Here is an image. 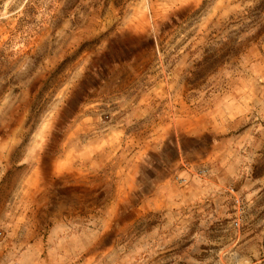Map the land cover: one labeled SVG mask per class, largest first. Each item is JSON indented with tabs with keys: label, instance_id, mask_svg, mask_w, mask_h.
<instances>
[{
	"label": "rangeland",
	"instance_id": "1",
	"mask_svg": "<svg viewBox=\"0 0 264 264\" xmlns=\"http://www.w3.org/2000/svg\"><path fill=\"white\" fill-rule=\"evenodd\" d=\"M0 264H264V0H0Z\"/></svg>",
	"mask_w": 264,
	"mask_h": 264
}]
</instances>
